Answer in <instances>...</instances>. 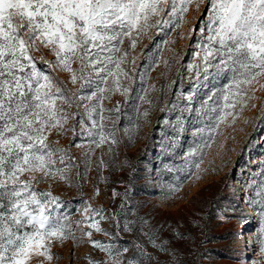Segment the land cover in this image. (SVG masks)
I'll list each match as a JSON object with an SVG mask.
<instances>
[{
  "label": "rangeland",
  "instance_id": "rangeland-1",
  "mask_svg": "<svg viewBox=\"0 0 264 264\" xmlns=\"http://www.w3.org/2000/svg\"><path fill=\"white\" fill-rule=\"evenodd\" d=\"M206 9V0L199 8L192 0L179 27L161 23L144 33L134 31L131 41L125 37L118 55L127 52L121 67L130 79L121 76L120 83L129 91L111 93L102 102L105 132L112 136L100 147L88 134L92 122L84 106L89 101L73 98L67 111L76 115L68 130L49 134L53 147L66 150L63 164L53 167L67 168L68 179L57 174L33 187L57 198L49 210L76 239H53V259L33 257L30 264H111L84 235L88 231L91 240L113 246V257L122 253V264H256L261 259L254 239L259 209L246 200L257 199L264 182V77L253 83L248 92L253 99L245 97L242 110L240 104L226 110L232 115L209 139L208 127L220 115L211 109L224 103L214 94L222 93L231 73L217 75L203 61L199 45L207 42V31H200ZM38 67L63 81L69 95L80 88L69 73ZM92 91L94 85L81 94ZM205 142L208 146L198 147ZM86 207L99 215L86 213ZM94 221L109 235L89 228Z\"/></svg>",
  "mask_w": 264,
  "mask_h": 264
},
{
  "label": "snow or ice",
  "instance_id": "snow-or-ice-1",
  "mask_svg": "<svg viewBox=\"0 0 264 264\" xmlns=\"http://www.w3.org/2000/svg\"><path fill=\"white\" fill-rule=\"evenodd\" d=\"M191 2L0 0V264H30L33 257L51 261L53 239L75 241V235L65 230L68 225L49 210L57 198L33 187L34 183L57 174L61 180L68 179L67 168L53 167L57 162L63 164L66 150L53 147L49 134L62 136L68 130L65 126L76 114L67 109L73 107L76 97L89 101L84 106L92 122L88 134L96 147L103 145L112 133L105 132L103 121L108 118L103 115L102 102L111 99V93L125 95L129 91L120 83L121 76L130 79L121 67L127 52L118 55L120 45L125 37L131 41L134 31L144 33L161 23H175L179 27ZM203 3L205 0H196V7ZM206 4L207 16L200 31L202 34L207 31V42L199 45L203 61L206 68L215 67L217 75L231 73L222 93L214 94L217 100L222 97L224 103L211 109L212 113L220 112L215 117V126L208 127L209 139H212L211 133L219 123L232 115L226 110L235 109L237 104L242 110L244 98L253 99L248 95L253 83H259V78L264 77V0H206ZM164 16L170 19H163ZM213 61L218 62L213 65ZM38 64L69 73L70 82H79L80 88L69 95L64 82L43 71ZM93 85L94 91L81 94L85 87ZM71 130L75 131L74 126ZM112 143H116L115 139ZM206 146L207 142L198 147ZM58 153L61 154L58 160L54 159ZM25 174H28L26 179L22 178ZM255 195L257 199H248L246 203L259 209L254 239L261 259L256 264H264V182L258 185ZM84 211L99 215V210L90 207ZM88 227L109 235L99 221ZM125 230H128L127 224ZM84 235L93 247L109 255L111 264H122V253L117 252L113 257L112 245L91 240L90 231ZM89 264L100 262L89 260ZM128 264L134 262L130 260Z\"/></svg>",
  "mask_w": 264,
  "mask_h": 264
}]
</instances>
